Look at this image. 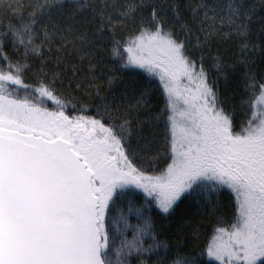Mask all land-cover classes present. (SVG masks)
Masks as SVG:
<instances>
[{
	"label": "snow or ice",
	"instance_id": "6c2138e0",
	"mask_svg": "<svg viewBox=\"0 0 264 264\" xmlns=\"http://www.w3.org/2000/svg\"><path fill=\"white\" fill-rule=\"evenodd\" d=\"M105 40L139 86L135 104L99 96V62L79 95L46 71L54 49L83 59ZM257 56L264 0H0V264H131L153 253L162 264L169 246L152 212L168 217L189 198L212 205L215 223L197 258L176 249L171 264H264ZM230 75L236 102L221 91ZM94 87L99 103L87 99Z\"/></svg>",
	"mask_w": 264,
	"mask_h": 264
}]
</instances>
